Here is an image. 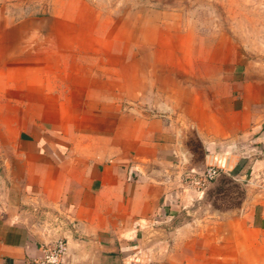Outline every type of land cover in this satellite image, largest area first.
Instances as JSON below:
<instances>
[{
    "label": "crops",
    "instance_id": "crops-1",
    "mask_svg": "<svg viewBox=\"0 0 264 264\" xmlns=\"http://www.w3.org/2000/svg\"><path fill=\"white\" fill-rule=\"evenodd\" d=\"M66 68L54 75L28 64L2 71L0 87L25 92L10 106L46 107L47 116L11 113L9 123L27 121L16 130L6 129L0 115V264H35L41 244L60 235L67 241L66 264H264V191L198 224L190 206L199 198L186 179L213 166L206 153L216 142L264 120L254 109L264 103V81L243 80L234 66L236 75L221 77L224 100L214 93L216 111L208 93H193L187 83L140 84L143 113L106 112L105 131L97 132L96 111L83 120L73 106L128 102L120 93L125 81L93 71L90 80L106 86V96L97 97L94 86L82 85L85 78ZM17 72L24 80L14 78ZM177 87L186 97L178 98ZM173 103L199 106L200 116L185 112L189 119H174L166 109ZM151 106L158 116L145 111ZM185 121L193 122L204 152L196 167ZM43 208L58 212L62 223L53 228L35 219L34 210Z\"/></svg>",
    "mask_w": 264,
    "mask_h": 264
},
{
    "label": "rangeland",
    "instance_id": "rangeland-1",
    "mask_svg": "<svg viewBox=\"0 0 264 264\" xmlns=\"http://www.w3.org/2000/svg\"><path fill=\"white\" fill-rule=\"evenodd\" d=\"M26 64L47 66L51 75L66 66L68 75H81L85 78L82 85L94 86L97 97L106 96V86L90 80L93 71L103 78L125 81L120 93L128 102L113 99L105 106H73L74 115L83 120L95 117L96 111L97 132L105 131L106 112L143 113L147 104L137 100L143 88L140 84L187 83L193 93H208L209 109L216 111L214 93L224 100L221 77L231 79L234 66L241 79L264 81V0H0V80L5 77L2 71ZM14 78L22 81L24 74L17 72ZM178 89V98L186 97ZM24 98L22 88L0 87V115L6 129L19 130L27 123H9L6 119L11 113L47 116L46 107L10 106ZM198 107L166 104L174 119L199 117ZM254 109L264 118V103ZM145 111L149 116L160 114L152 106ZM184 123L196 167L204 152L193 122ZM215 144L206 154L208 162H214L210 167L218 170L216 177L203 181V173L195 170L186 176L199 198L190 206V218L198 224L264 191V120L246 133ZM39 211L34 210L35 219L56 228L58 212Z\"/></svg>",
    "mask_w": 264,
    "mask_h": 264
},
{
    "label": "built area",
    "instance_id": "built-area-1",
    "mask_svg": "<svg viewBox=\"0 0 264 264\" xmlns=\"http://www.w3.org/2000/svg\"><path fill=\"white\" fill-rule=\"evenodd\" d=\"M218 170L213 167H208L203 173V181H210L216 177ZM58 220L55 224H61ZM40 256L34 261L35 264H66V258L68 255V246L66 238L63 235L55 236L49 241L41 244L39 247Z\"/></svg>",
    "mask_w": 264,
    "mask_h": 264
}]
</instances>
